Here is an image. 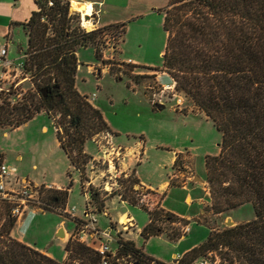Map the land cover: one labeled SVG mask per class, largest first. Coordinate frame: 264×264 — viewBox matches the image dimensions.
I'll list each match as a JSON object with an SVG mask.
<instances>
[{"label":"trees","instance_id":"1","mask_svg":"<svg viewBox=\"0 0 264 264\" xmlns=\"http://www.w3.org/2000/svg\"><path fill=\"white\" fill-rule=\"evenodd\" d=\"M35 2L38 9L30 18L15 23L28 36L25 69L39 100L31 98L28 102L27 98L20 105L2 104L0 124L16 129L45 111L55 119L60 145L85 182L89 180L87 164L93 158L85 151L86 142L116 132L101 109L77 87L78 50L94 45L97 58L105 48L117 51L109 48L107 35H118L117 47L125 41L128 22L86 30L80 24L79 13L72 12L70 0ZM159 10L164 12L168 35L163 70L175 81L176 90L189 97L223 133L220 154L209 155L206 160L212 210L219 214L252 203L255 217L221 231L211 229L206 241L175 263L147 254L122 234L117 249L105 254L71 236L66 245L67 257L59 261L13 237L17 218L4 205L0 264H195L218 249H227L222 259L229 264H264V0H169ZM125 63L133 62H121ZM121 181L125 188L122 199L149 213L150 221L141 231L145 239L166 234L176 241L186 234L181 227L169 232L162 226L165 221L187 226L186 218L161 205L151 209L139 203L133 191L134 185L141 182L135 171ZM51 191L50 200L58 205L67 203L70 187ZM90 193L89 204L97 212L104 211L106 200L115 195H106L94 185Z\"/></svg>","mask_w":264,"mask_h":264},{"label":"rangeland","instance_id":"2","mask_svg":"<svg viewBox=\"0 0 264 264\" xmlns=\"http://www.w3.org/2000/svg\"><path fill=\"white\" fill-rule=\"evenodd\" d=\"M162 2L163 0H144L140 15L125 20L128 22L125 42L115 47L117 51L105 48L102 56L97 58L96 46L79 48L77 85L90 101V96L97 94L93 103L101 109L116 132L113 135L114 143L134 147L135 156L131 152L113 154L125 157L128 162L127 171L132 173L136 170L141 183L150 186L149 188L153 187L151 190L154 191L148 197L150 206L153 203L155 207L163 204L167 210L189 221L187 226L181 222L162 223L166 231L170 232L177 227L186 231L176 241L169 239L166 234L145 239L141 231L150 221L148 211L140 205L114 196L107 199L105 211L96 212L97 226L112 231L114 240L108 243L112 250L117 249L118 238L122 234L125 238L133 239L147 254L175 263L188 250L206 241L211 229L221 231L252 220L255 211L252 203H245L219 214L212 210L206 160L209 155L220 154L223 133L189 97L176 90L175 81L163 70L168 35L164 29V12L159 10L163 7ZM71 10L79 13L81 24V12L73 10L72 6ZM133 12L128 8L124 14L132 15ZM4 26V22L0 20V29ZM7 34H12L9 58L20 62L28 47V36L22 26H18L12 33L8 30ZM128 60L133 63L121 64ZM15 74L14 70L6 81L7 86H14L19 82L18 89L12 87L11 92L17 95L21 91L24 95L15 96L17 99L13 104H23L27 98L28 102L31 98L38 101L39 95L35 92L30 73L25 70L17 76ZM156 103L164 106L158 108ZM101 136L104 135L101 134L98 138ZM85 150L95 158L104 156L107 152L99 140L94 139L86 142ZM116 150H119L118 147ZM0 153L8 164L17 168L11 177L12 186H18L14 180L16 177H27L25 179L56 186L59 190L70 187L69 197L64 205L75 206V215L85 218L89 201L85 192L88 180L82 182L81 172L71 163L60 145L55 119L50 118L45 111L16 129L11 125L0 124ZM112 156L109 151L108 157L104 156L102 160L96 161L94 172L92 159L87 164L86 175L89 179L94 178L96 188H103L105 177L102 172L106 171L109 162H113L119 172L124 170L117 166L118 160H113ZM56 189L44 192L46 198L51 190ZM48 200L58 206L49 198ZM125 213L131 215L135 223L127 229L119 224ZM126 219L122 218V221ZM111 220L114 228L111 227ZM230 220L232 225H228ZM5 221V210L0 207V227ZM61 226L65 228V237L58 235ZM13 229V237L37 247L59 261H64L67 257L68 239L78 236L79 232L75 217L62 214L51 207L43 211L35 205L26 209ZM83 240L96 247L103 246L107 241L105 236L97 234L86 235ZM226 250L218 249L217 253L225 259ZM224 259L221 264H229Z\"/></svg>","mask_w":264,"mask_h":264},{"label":"built area","instance_id":"3","mask_svg":"<svg viewBox=\"0 0 264 264\" xmlns=\"http://www.w3.org/2000/svg\"><path fill=\"white\" fill-rule=\"evenodd\" d=\"M94 16L95 15L91 16V20L93 23H95ZM81 25L86 30L95 29V24L91 28L85 27L82 24V22ZM118 39H119L118 35L108 34L107 43L109 45V48L114 49L116 47L115 43H117ZM9 48H10V39L8 37H5L4 40H0V99H2L0 106L6 103L13 106L15 105L13 104L16 101L15 98L23 97L24 95V93L21 91H18L17 95H14L13 92H11L12 87H15L16 90L18 89L19 82L18 83L16 82L14 86H7L6 81L13 75L14 70L16 71L15 74L16 76L18 75V73L26 70L25 59L27 57V54L24 52L22 56L23 60H21L20 62H16V60L9 58ZM128 62H132V61L128 60ZM107 67L110 68L111 66L107 65ZM4 94L5 96H2ZM95 95L96 94H94V96ZM115 152L116 153L122 152V148H119V150L118 151L116 150ZM112 157L114 160L116 156H112ZM109 163L110 164L106 169L107 173L104 174L105 180L102 184L103 188L100 190H102V192L103 191L106 192V195L117 194L120 198H122L125 188L121 183L122 182L121 179L129 177L131 172L127 170H123L119 172L113 162H109ZM16 171L17 168L15 166H11L10 164H8L5 158L0 153V207L2 209H5L6 207H4V205H7L11 216L17 218L18 220V218L20 219L24 215L28 207L35 205L38 208H41V210L43 211L51 207L62 214H69L72 217L75 218L77 217V215H75V210H76L75 206L74 207H69L68 205L57 206L49 203L48 198H46L47 195H45L44 192L53 188L59 189V187L35 183L23 177L21 178L16 177L14 180L16 185L18 186H12L11 184L13 183V180L11 179V177L14 175ZM91 185L94 184L90 178L88 180V186L85 187L87 188V191H90ZM150 190L151 188L146 187V185H143L142 183H136L134 185L133 192L135 198L139 201L140 204H144L150 207L151 203L148 201V197L152 193V190L151 191ZM96 212H97L96 207L92 204H89L88 201L85 218H80L81 220L78 222L79 232H78V236L76 237L82 241H85L83 239H85V236L89 234L92 235L97 234V235L105 236L107 239L106 243L103 246L101 245L97 247L101 253L105 254L108 251H112L108 243L114 240V238L111 230L101 229L100 226H97L98 217ZM122 216H126L127 218L125 221H122V217H121V222H119V224L122 225V228L127 229L135 224L134 218L128 213H125ZM111 227L114 228L113 223H111ZM221 263H222V257L216 251H211L207 255V257L200 259L195 264H221ZM104 264H108V262L105 261Z\"/></svg>","mask_w":264,"mask_h":264},{"label":"crops","instance_id":"4","mask_svg":"<svg viewBox=\"0 0 264 264\" xmlns=\"http://www.w3.org/2000/svg\"><path fill=\"white\" fill-rule=\"evenodd\" d=\"M70 1L72 4L71 5L72 9L81 12V14L89 15V14H92V12H94V15L97 14L96 16H94L95 25L97 27H100V26H104L107 24H111V23L123 22L129 17L135 16V15L136 16L140 15V8H142L141 5H143L144 0H70ZM168 2H169V0H163V2H162L163 7L166 6L168 4ZM6 5H8V7H6ZM128 8H130L134 11L132 13V15L124 14L127 12ZM37 9H38V5L36 4L35 0H0V20H2L5 24V26L0 29V40H4L5 36H6L11 41L12 34H7L8 30H9V32L11 31V33H12V31H14V29H16L18 26H21V25H16L15 22H24V21L28 20L31 16L32 12L34 10H37ZM77 87H78V85H77ZM94 94H96V93H93L92 96H90L92 102H94V100L97 96V94L95 96H94ZM103 135L104 136L100 137L101 140L98 137H96L94 140H96V141L99 140L100 145H103L105 147V150H107V152L105 153L104 156L108 157V154L110 151V153H112L113 156H116L115 158H117V160H118L117 166H119L120 169L127 170V166H128L127 159L125 157L122 158V156L114 155L113 153L116 151V148L118 147V149L122 148V152H124V153L131 152L132 155L135 156L136 151H135L134 147H130V146L124 147L122 144L116 145L113 141V135L114 134L108 133V134H103ZM104 156L92 158L91 162H93L92 166H94L92 168L93 172H94L95 167H96L94 163L96 161L102 160V158ZM121 171H123V170H121ZM135 172H136V170H135ZM102 173H103L102 175H104L107 173V171H104ZM136 176L138 177L137 173H136ZM23 178H27V177H23ZM91 180L93 182H95L94 178H91ZM35 183H38V182H35ZM146 187L149 188L150 186H146ZM151 188H153V187H151ZM85 190H86L85 192L87 193L88 197L90 198V194H91L90 191H87V188ZM114 196H118V195H112L109 197V199L114 197ZM188 198H192V197L188 196ZM108 200H106V206H107ZM123 201H126V200H123ZM126 202H128V201H126ZM162 206H163V204H162ZM153 207H154V203L149 208L153 209ZM105 209H106V207H105ZM122 218H124V216ZM111 223H113L112 220H111ZM61 227H63V226H61ZM13 231H14V229L12 230V234H14ZM68 238L69 237H67V239Z\"/></svg>","mask_w":264,"mask_h":264},{"label":"bare ground","instance_id":"5","mask_svg":"<svg viewBox=\"0 0 264 264\" xmlns=\"http://www.w3.org/2000/svg\"><path fill=\"white\" fill-rule=\"evenodd\" d=\"M84 8V7H83ZM85 10V9H84ZM93 15V12L92 14H89V15H84L82 14V24L85 26V27H88V28H91L94 26L95 23L92 22L91 20V16ZM89 16V17H88ZM87 19V20H86ZM85 20V21H84ZM87 23V24H86ZM126 217H124L125 219Z\"/></svg>","mask_w":264,"mask_h":264},{"label":"water","instance_id":"6","mask_svg":"<svg viewBox=\"0 0 264 264\" xmlns=\"http://www.w3.org/2000/svg\"><path fill=\"white\" fill-rule=\"evenodd\" d=\"M88 17H89V16H88ZM163 106H164V104L157 103V107H158V108H161V107H163ZM232 224H233V222L230 220V221L228 222V225H232ZM58 235H59V236H62V237H65V236H66L65 228L61 227V228L59 229Z\"/></svg>","mask_w":264,"mask_h":264}]
</instances>
